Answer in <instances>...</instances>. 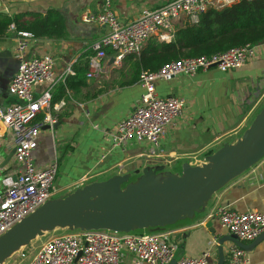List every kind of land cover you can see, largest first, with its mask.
<instances>
[{
	"label": "crops",
	"instance_id": "0c3cea01",
	"mask_svg": "<svg viewBox=\"0 0 264 264\" xmlns=\"http://www.w3.org/2000/svg\"><path fill=\"white\" fill-rule=\"evenodd\" d=\"M165 1L112 0L111 6L120 22H132L142 9H156ZM101 2L0 0V13L5 12L3 14L8 17L22 13L44 15L54 10L64 23V39H34L28 46L30 54L50 55L54 59L51 80L33 85V97L39 96L52 84L51 93L54 92L67 67L72 70L75 66L76 77L82 83L74 91L66 92L67 102L63 107L52 111L59 119L56 128H53L54 125L51 128L39 126L36 148L32 152L38 167L53 161L57 163L54 185L60 196L80 188L76 182L84 175L90 177L85 184L122 174H129V182H135L143 168L152 169L156 174L179 175L182 164L200 166L223 144H232L237 140L264 104L263 41L258 43L255 56L240 68L227 72L210 68L191 76L180 75L167 81H155L156 96H172L183 102L180 114L161 137L158 150L150 154L147 144L135 142L112 147L110 138L115 124L127 116L142 89L137 83L120 86L125 78L126 66L123 60L120 66L114 65L109 51L100 61L97 74L85 77L88 61L93 56L92 45L105 33V29L83 23L81 16L97 13ZM183 21L182 18L177 19L174 28ZM16 67L13 33L7 29L0 40V110L14 103L7 93V86ZM53 96L56 97V92ZM41 117V114L38 115L36 118L39 120H34V123L39 124ZM137 171L138 174H135ZM99 177L101 179H96ZM218 206H228L236 212L264 213V158L216 192L202 212L163 229L170 232L169 239L176 245L174 259L181 256L196 258L208 251L206 264H217L216 242L229 235L220 227L216 217H206ZM208 222L212 234L205 228ZM155 231L160 230L140 232ZM256 239L241 242L245 246L241 250L246 255L243 264H264V237ZM230 245L233 244L222 243V264L226 263L225 254ZM36 248H32L29 255L19 253L17 259H7L3 264H27ZM21 254L24 257L20 258ZM132 259L130 253H121V264H130Z\"/></svg>",
	"mask_w": 264,
	"mask_h": 264
},
{
	"label": "built area",
	"instance_id": "2783aa9c",
	"mask_svg": "<svg viewBox=\"0 0 264 264\" xmlns=\"http://www.w3.org/2000/svg\"><path fill=\"white\" fill-rule=\"evenodd\" d=\"M236 1L239 0H166L156 9H142L132 22H120L113 12L112 0H102L97 13L81 16L83 23L105 29L92 45L93 56L88 61L85 77L97 74L106 51L111 53L113 64L120 66L126 56H138L152 39L170 41L177 19L195 23L207 10H219ZM8 30L13 33L17 67L7 86V93L14 103L0 110V163L7 152L13 151L12 163L0 169V236L37 208L61 195L54 185L57 163L53 161L38 167L32 152L36 148L39 126L51 128L55 125L57 114L52 111L65 105L64 101L51 104L54 84L39 96H32L33 85L51 80L54 59L50 55L28 52V46L34 40L32 34L15 32L12 25ZM258 49L259 44L246 45L210 57L179 59L162 65L155 72H141L137 84L142 93L127 116L115 124L111 146L123 147L135 142L147 144L150 154L158 150L161 137L180 114L183 102L172 96H156L155 81L191 76L210 68L219 72L234 70L252 59ZM72 75L71 68H65L59 82ZM40 114L39 124L34 123ZM89 178L86 175L80 177L76 185L82 187ZM211 217H216L220 227L240 242H251L264 232V213L236 212L228 206H218L206 218ZM169 236L170 232L165 230L151 233L72 230L48 237L36 248L27 264H121L123 251L133 256L130 264H170L171 261L173 264H206L208 251L196 258L181 256L174 259L176 245ZM225 258V264L246 261L245 253L235 245L229 246Z\"/></svg>",
	"mask_w": 264,
	"mask_h": 264
},
{
	"label": "water",
	"instance_id": "95a60500",
	"mask_svg": "<svg viewBox=\"0 0 264 264\" xmlns=\"http://www.w3.org/2000/svg\"><path fill=\"white\" fill-rule=\"evenodd\" d=\"M12 153L3 157L0 169L10 162ZM262 158L264 104L237 140L223 144L200 166L182 164L179 175L156 174L143 168L135 182H129V174L113 175L46 202L0 236V264L36 237L55 230L128 233L160 229L191 219L202 212L216 192ZM209 226L208 222L205 228ZM208 232L213 233L210 229ZM262 237L264 234L256 240ZM223 242L245 248L233 235L220 238L216 242L217 264L223 263Z\"/></svg>",
	"mask_w": 264,
	"mask_h": 264
},
{
	"label": "trees",
	"instance_id": "16d2710c",
	"mask_svg": "<svg viewBox=\"0 0 264 264\" xmlns=\"http://www.w3.org/2000/svg\"><path fill=\"white\" fill-rule=\"evenodd\" d=\"M10 25L13 31L28 32L36 40L65 38L62 17L54 10H49L44 15L22 13L12 17L0 13V40L4 38ZM263 41L264 0H239L219 10L210 9L200 14L195 23L183 21L175 27L170 41L151 40L138 56H126L123 59L126 66L125 78L120 86L137 83L141 72H155L166 63L184 58L210 57ZM72 71L73 76H67L53 89L51 104L60 100H65L66 103V92L82 86L76 77L75 66ZM55 92L56 97L53 96ZM37 120L39 119L36 118L35 121Z\"/></svg>",
	"mask_w": 264,
	"mask_h": 264
},
{
	"label": "rangeland",
	"instance_id": "374dc122",
	"mask_svg": "<svg viewBox=\"0 0 264 264\" xmlns=\"http://www.w3.org/2000/svg\"><path fill=\"white\" fill-rule=\"evenodd\" d=\"M10 164L12 163V160H10L9 162ZM132 178V176H131ZM130 178V179H131ZM96 179H101L100 177L99 178H96ZM60 195H57L55 196L54 198H58ZM69 231L67 230H58V231H54V232H50V233H44L42 235V237H36L34 241L30 242V244L26 247H22L20 248L19 250H17L15 253H13L9 258H7L8 260H11V259H17L19 253H22L25 254V255H29L30 253V250L32 248H36L38 245H40V243H43L48 237H51V236H54V235H59V234H62V233H68ZM148 233V232H146ZM6 259V260H7ZM24 260V258H23ZM21 260V261H23Z\"/></svg>",
	"mask_w": 264,
	"mask_h": 264
},
{
	"label": "bare ground",
	"instance_id": "6f19581e",
	"mask_svg": "<svg viewBox=\"0 0 264 264\" xmlns=\"http://www.w3.org/2000/svg\"><path fill=\"white\" fill-rule=\"evenodd\" d=\"M3 264V263H2Z\"/></svg>",
	"mask_w": 264,
	"mask_h": 264
}]
</instances>
